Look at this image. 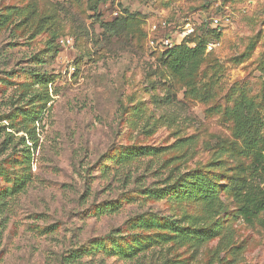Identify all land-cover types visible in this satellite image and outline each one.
Here are the masks:
<instances>
[{
  "label": "rangeland",
  "instance_id": "1",
  "mask_svg": "<svg viewBox=\"0 0 264 264\" xmlns=\"http://www.w3.org/2000/svg\"><path fill=\"white\" fill-rule=\"evenodd\" d=\"M2 16L0 264H264V214L241 215L264 197V0H0ZM208 31L175 76L167 52ZM138 149L157 154L124 160ZM198 175L212 204L177 196Z\"/></svg>",
  "mask_w": 264,
  "mask_h": 264
},
{
  "label": "trees",
  "instance_id": "2",
  "mask_svg": "<svg viewBox=\"0 0 264 264\" xmlns=\"http://www.w3.org/2000/svg\"><path fill=\"white\" fill-rule=\"evenodd\" d=\"M0 21V26H4L7 23L8 16H2ZM117 30L116 32H119L120 30L118 28L113 29L112 31ZM215 31L211 33V31L207 32V38H204L203 40L199 41L198 43H195L194 47H190L187 43H183L167 52L170 57V68L175 74V76H190L195 72L198 67L201 64V61L203 59V56L207 50V46L210 42V36L215 37ZM217 38V35H216ZM157 154V151H152L151 149H138L133 152H129L125 157L124 160H128L131 158H139L142 156H151ZM255 168L258 171V169H262L264 171V157L258 156L255 159L254 162ZM184 192L180 193L177 196H193L197 195L202 197L204 200L208 201L210 204H212L215 193H216V187L211 183L210 181H207L204 177L201 175L194 176L191 181L187 182L186 185L183 187ZM155 194L152 191L147 192V196L151 197ZM260 214H264V197L261 199H258L257 201H246L242 208H241V215L243 218L248 222L251 223L254 218L259 216ZM146 222V221H143ZM151 222H155L152 220ZM147 224V223H143ZM115 239L120 238V235L113 236ZM79 254H73L68 257L64 261L63 264H73L77 262V260H80Z\"/></svg>",
  "mask_w": 264,
  "mask_h": 264
},
{
  "label": "built area",
  "instance_id": "3",
  "mask_svg": "<svg viewBox=\"0 0 264 264\" xmlns=\"http://www.w3.org/2000/svg\"><path fill=\"white\" fill-rule=\"evenodd\" d=\"M214 24H215V25H218V24H219V20H218V19H214ZM214 46H215L214 44H210V45H208L207 48H208L209 50H212Z\"/></svg>",
  "mask_w": 264,
  "mask_h": 264
}]
</instances>
